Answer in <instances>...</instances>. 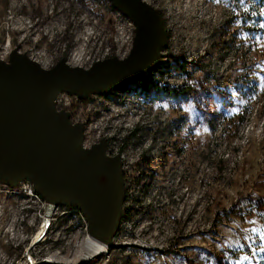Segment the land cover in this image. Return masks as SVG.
I'll list each match as a JSON object with an SVG mask.
<instances>
[{"label": "rangeland", "instance_id": "374dc122", "mask_svg": "<svg viewBox=\"0 0 264 264\" xmlns=\"http://www.w3.org/2000/svg\"><path fill=\"white\" fill-rule=\"evenodd\" d=\"M143 1L166 33L150 84L55 98L84 149L119 155L128 213L89 259L82 213L57 205L34 241L48 201L0 182V264H264V0ZM134 36L110 0H0L6 63L15 50L88 68L126 57Z\"/></svg>", "mask_w": 264, "mask_h": 264}, {"label": "water", "instance_id": "95a60500", "mask_svg": "<svg viewBox=\"0 0 264 264\" xmlns=\"http://www.w3.org/2000/svg\"><path fill=\"white\" fill-rule=\"evenodd\" d=\"M135 25L129 54L96 61L88 68L64 59L44 69L13 57L10 69L0 65V182L28 180L33 190L53 201L77 208L88 233L108 246L123 216L124 186L119 155L106 154V142L82 149L83 125H71L69 113L56 111L60 92L86 98L138 81L153 71L166 43L156 10L142 0H110ZM44 264V263H39Z\"/></svg>", "mask_w": 264, "mask_h": 264}, {"label": "bare ground", "instance_id": "6f19581e", "mask_svg": "<svg viewBox=\"0 0 264 264\" xmlns=\"http://www.w3.org/2000/svg\"><path fill=\"white\" fill-rule=\"evenodd\" d=\"M13 57H15L16 60H19V59L23 58L22 55L19 54L18 52H16V54L13 55ZM28 60L31 61L30 59H28ZM32 63H34V62L32 61ZM0 65L4 66L7 69H10V64L6 63V62H4L2 60H0ZM57 113H58L57 111L54 112L55 115ZM77 125L78 124H76V126ZM73 126H74V124H73ZM82 149L83 150H89V149H84L83 147H82ZM28 191H29L30 194H32V190L31 189L28 188ZM47 201H48L47 210H46V213L44 215L42 224L39 227L38 231L36 232V235L33 238L34 241H38L39 238L41 239L42 234H43L44 229H45V225H47L48 218L50 216V213L52 212L53 201L52 200H47ZM83 247H84V249L86 250V253H87V254H85V258H89V257H92L93 254H98V253H101V252L105 251L107 249V247H108V244H107L106 240L101 238L100 236H97V235L92 234V233L91 234L88 233V235H87V237H86V239L84 241ZM56 260H54V259H52L50 257L47 258V261L54 262V263L56 262Z\"/></svg>", "mask_w": 264, "mask_h": 264}, {"label": "trees", "instance_id": "16d2710c", "mask_svg": "<svg viewBox=\"0 0 264 264\" xmlns=\"http://www.w3.org/2000/svg\"><path fill=\"white\" fill-rule=\"evenodd\" d=\"M153 70H155V67H154V69ZM132 83H135V84H139L140 86L141 85H145V86H147L148 84H150V83H148V84H144V82H143V79H141V80H138V81H135V82H132ZM153 85V84H152ZM126 86H128V84H125V85H123L122 87H120V88H118L119 90H121L122 88H125ZM165 91H169V92H178V93H180L181 91H182V89L183 88H177V89H174V88H169V87H167V86H164V88H163ZM133 131V130H132ZM131 131V132H132ZM73 208H75V207H73ZM129 209L130 208H127L126 206H124L123 207V216H122V218L128 213V211H129ZM74 210H78L77 208H75ZM79 211V210H78ZM80 212V211H79ZM81 213V212H80ZM122 218H121V220H122Z\"/></svg>", "mask_w": 264, "mask_h": 264}, {"label": "built area", "instance_id": "2783aa9c", "mask_svg": "<svg viewBox=\"0 0 264 264\" xmlns=\"http://www.w3.org/2000/svg\"><path fill=\"white\" fill-rule=\"evenodd\" d=\"M55 106H57L56 101H55ZM20 182H21V181H20ZM23 188H25V190H26V195H27V196H29V197H34L33 194H30V193H29V191H28L26 185L23 184ZM34 198H37V199H38V197H34Z\"/></svg>", "mask_w": 264, "mask_h": 264}, {"label": "snow or ice", "instance_id": "6c2138e0", "mask_svg": "<svg viewBox=\"0 0 264 264\" xmlns=\"http://www.w3.org/2000/svg\"><path fill=\"white\" fill-rule=\"evenodd\" d=\"M45 227H47V225H45Z\"/></svg>", "mask_w": 264, "mask_h": 264}]
</instances>
